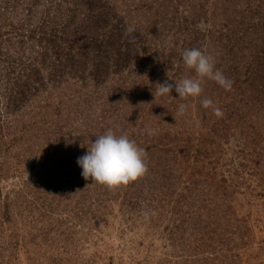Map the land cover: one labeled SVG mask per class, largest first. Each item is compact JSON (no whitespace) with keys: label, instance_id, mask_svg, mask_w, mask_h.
<instances>
[{"label":"rangeland","instance_id":"1","mask_svg":"<svg viewBox=\"0 0 264 264\" xmlns=\"http://www.w3.org/2000/svg\"><path fill=\"white\" fill-rule=\"evenodd\" d=\"M194 47L232 88L157 95ZM108 129L137 181L81 175ZM0 264H264V0H0Z\"/></svg>","mask_w":264,"mask_h":264},{"label":"clouds","instance_id":"2","mask_svg":"<svg viewBox=\"0 0 264 264\" xmlns=\"http://www.w3.org/2000/svg\"><path fill=\"white\" fill-rule=\"evenodd\" d=\"M201 30L211 28V25L201 23ZM183 63L187 69L194 70L196 78H184L174 83L165 82L157 84V95H167L175 89L180 99L189 97H200L205 80H212L226 90L232 88L233 82L216 67L215 57L207 48L185 49L182 54ZM203 107L212 106L211 99L201 101ZM187 104L179 106V114H185ZM216 115H221L219 108L215 109ZM147 134L153 136L155 129H147ZM88 151L78 158L77 163L82 168L81 175L86 180L98 183L109 188L128 185L143 177L147 172L145 162V150L141 148L128 135H117L112 129L106 130L103 134L92 141Z\"/></svg>","mask_w":264,"mask_h":264},{"label":"trees","instance_id":"3","mask_svg":"<svg viewBox=\"0 0 264 264\" xmlns=\"http://www.w3.org/2000/svg\"><path fill=\"white\" fill-rule=\"evenodd\" d=\"M30 71H31V72L33 71V73H34V71H35V68H34V69H33V68H32V69H30Z\"/></svg>","mask_w":264,"mask_h":264}]
</instances>
